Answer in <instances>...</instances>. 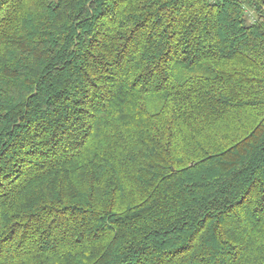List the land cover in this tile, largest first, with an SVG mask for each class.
Returning <instances> with one entry per match:
<instances>
[{
    "label": "trees",
    "instance_id": "trees-1",
    "mask_svg": "<svg viewBox=\"0 0 264 264\" xmlns=\"http://www.w3.org/2000/svg\"><path fill=\"white\" fill-rule=\"evenodd\" d=\"M0 264H264V0H0Z\"/></svg>",
    "mask_w": 264,
    "mask_h": 264
},
{
    "label": "built area",
    "instance_id": "built-area-1",
    "mask_svg": "<svg viewBox=\"0 0 264 264\" xmlns=\"http://www.w3.org/2000/svg\"><path fill=\"white\" fill-rule=\"evenodd\" d=\"M214 2L220 1V0H212ZM253 9V8H252ZM255 10V9H254ZM251 17V22H255L257 21V19L259 18V15L257 13V11H249V9H247V11Z\"/></svg>",
    "mask_w": 264,
    "mask_h": 264
},
{
    "label": "rangeland",
    "instance_id": "rangeland-1",
    "mask_svg": "<svg viewBox=\"0 0 264 264\" xmlns=\"http://www.w3.org/2000/svg\"><path fill=\"white\" fill-rule=\"evenodd\" d=\"M247 9H249V11H256L255 8L252 9V7H249V6H246V5H245V6H244V10L247 11ZM254 9H255V10H254ZM246 14H247V17H248L249 21H251V17H250V15H249V13L246 12Z\"/></svg>",
    "mask_w": 264,
    "mask_h": 264
}]
</instances>
